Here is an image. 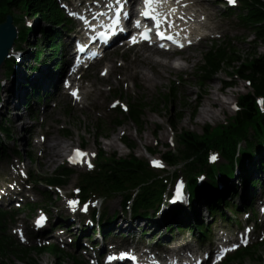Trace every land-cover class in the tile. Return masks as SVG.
Listing matches in <instances>:
<instances>
[{"label": "rangeland", "instance_id": "374dc122", "mask_svg": "<svg viewBox=\"0 0 264 264\" xmlns=\"http://www.w3.org/2000/svg\"><path fill=\"white\" fill-rule=\"evenodd\" d=\"M233 20L230 21H223L224 29H230L232 33L243 36L242 39H239L237 50L241 52V54L244 55V57H247L250 53H256L258 55L264 54V44L258 43V45L254 44V36L252 33L247 32L243 29L241 31L235 26L236 18H232ZM40 38V36H38ZM37 37H32L31 41L33 42ZM206 49H199L197 51H194L195 59L198 60V58L201 57V54L206 52L207 49L211 47V43H208L204 45ZM141 57L139 58L140 62ZM198 61H196L197 64ZM132 70V69H131ZM5 71L6 68H4L1 72V77H5ZM130 74V73H129ZM128 74V75H129ZM171 74V77H170ZM183 74L176 73L172 70H169L166 73V78L164 81L158 84L157 88L153 90H148L145 93L141 92L139 93L140 96H147L149 100L154 99L156 100L158 96L162 93H165L166 90L172 86V82L182 76ZM174 77V79H173ZM114 79H117V76L114 77ZM228 79L224 73L216 77L212 82L208 84L207 87V94L204 95L201 102L199 103V106L196 102V99L198 96L202 95V92L197 87L195 81L193 82V78L190 79V82H187L185 84H182L179 89V95L178 100L174 104L172 108V113H165L160 112V114L152 113L149 109L146 110L143 120H144V127L141 132H138L137 134V128L134 126L131 122H126L125 125L121 128H113L112 120L106 119L105 122V128L106 133H108V139L102 138L98 139L97 137V131H96V124L99 121L100 116H104L107 111L104 113L108 106L109 101L107 100L108 92H104L103 95L100 96V92H97V103L96 108L94 110H90L88 113L84 111H79L76 108H73L71 105L66 103V100L63 99L62 96L59 94L56 95L55 102L58 103V107L56 109H52L51 107L47 111V122L51 123H62L63 126H69L71 125L72 128L76 131L78 134H74L70 136V138L66 139L61 136V133L57 130H52L50 133L51 137L53 136L50 146L53 145L56 142H63L64 146H67L68 149L77 146L82 145V143L85 141L87 143L88 148L93 149H102L107 154H112L116 152L118 154V157L124 158L128 157L130 152L126 149L124 145H122L119 140V134L122 130H126L127 136L135 141V144L137 146V149L135 151L136 155L140 159H147L148 152L147 148H152L156 150L158 153V156H161L165 151L166 143H168V136L169 133L172 134L171 129L169 128V119L172 120V122L175 121L177 116L179 114L182 115V118L178 121L176 132L181 133L184 131H192L198 134H202L203 130L206 125H211L213 127H216L220 124H223L227 117L232 116L234 113L232 112V108L230 106L231 103H234L238 100V98L241 95L246 94L249 92V88L246 86L245 82H241L240 80H237L236 87L233 88H227L222 91V85L221 82ZM98 89L100 88V85L102 81L99 79L97 82ZM19 90V89H18ZM215 90H219L218 94H213L212 92ZM138 97V98H139ZM213 97H217L218 99L222 100V102H226L225 109L221 110L219 105H216L215 108H211L213 111H216L219 116L217 118H208L206 120H203L199 113L201 112L202 105L209 101V99H213ZM137 98V99H138ZM51 101L50 104H52ZM18 103V102H17ZM19 104V108L15 110L16 104H12L11 108L9 109L6 114L8 115V119L12 121V119H17V117H20L22 120L23 128L26 130H29L32 126V122L30 119L28 120V117H30L28 110H24V107ZM18 106V105H17ZM101 122V121H100ZM39 126V125H37ZM22 127L19 128V134L18 137L23 138L20 142L21 145L25 143V139L29 138L30 135L27 132L22 131ZM159 132V133H157ZM154 133V135H153ZM138 135V138L134 137ZM50 137V138H51ZM112 140H116L118 145L115 148H110L109 144ZM156 140L158 141V145L155 144ZM10 146H13L10 145ZM24 146V145H23ZM61 149L62 148H58ZM28 150L32 151V146H28ZM49 151V149H48ZM66 152H63V157H57L54 158V160H50L46 157V159L38 158L35 163H32V169L39 174V176H45L49 175L55 172V170L60 165V162L63 160L64 155ZM238 183V182H237ZM206 214L205 210L202 212V216ZM207 219H205L206 221ZM145 224H140L137 228V230L141 231L144 227H147L150 232L153 230L150 229V226H145ZM162 232H164L162 230ZM161 234V233H160ZM263 255H264V249H263ZM38 264H54L55 260L53 257L49 255H42V256H34ZM4 259V258H3ZM5 261L8 264H28L27 262L19 260L15 256H9L8 258H5ZM246 264H254V262H247Z\"/></svg>", "mask_w": 264, "mask_h": 264}, {"label": "trees", "instance_id": "16d2710c", "mask_svg": "<svg viewBox=\"0 0 264 264\" xmlns=\"http://www.w3.org/2000/svg\"><path fill=\"white\" fill-rule=\"evenodd\" d=\"M13 9L27 11L32 16L36 17L39 20H43L52 25L53 29L48 30L38 29L43 35V47L45 50L49 51L53 56L54 52H56L55 40L59 36V27H61V23L63 22V16L57 10L55 4L52 0H0V24L5 21L7 15L11 14ZM244 22L251 27L255 33H257V38L264 42V0H257L255 5L252 7L248 16L244 19ZM56 31V32H53ZM243 58L237 53L232 52V54H224L220 55V61L215 62L212 61L214 72L212 73V77L218 74L219 71L226 70H238L241 73V76L245 79L252 80L255 83V90L259 94H264V58H257V56H252L251 58H247L248 66H245L242 62ZM241 63V66L238 64ZM176 93L173 91L171 95L166 96V101L168 105H171L175 100ZM243 104L247 109L245 121H242L235 128V136H240L245 134V130L247 125L256 121V112H255V99L253 97H245L243 99ZM144 107V106H143ZM145 108V107H144ZM144 108H136L132 113V118L139 122L143 113ZM177 119V118H176ZM175 119V121H176ZM208 129H206V140L216 144H222L227 148L228 153L233 156L235 150L230 148V144L233 141V138L229 133H225L222 137L217 140H213L208 137ZM245 136V135H244ZM243 136V137H244ZM198 135L193 134L191 132H184L180 138V144L187 150V156L193 157L196 160V164L202 165L207 146L204 142H200L198 139ZM132 150L134 149L131 147ZM260 167L264 168V163L260 162ZM114 170V169H113ZM114 174L115 183L117 188H125L127 185H140L142 183H148L152 178L153 174L147 169L146 165L138 160L134 155L130 156L127 160H120L118 164V170ZM242 179H245L242 176ZM160 192L159 186L156 182H152L147 186L146 191V202H149L154 199L156 194L158 195ZM213 195H208V197L216 198L218 197L214 190H212ZM238 195L239 192H236ZM214 196V197H212ZM213 203V202H209ZM208 203V204H209ZM47 253L51 254L55 259V264H67L66 256L56 248H52ZM258 248L254 251H249L245 254H238L236 257L232 258L227 264H234L236 262H244L247 259H257ZM12 253L9 249H7L5 243L0 240V254ZM21 254L31 255L32 252L24 249H20ZM45 252L39 250L37 254H43ZM28 264H38L36 260L32 259L28 261ZM71 264H79L76 262H72Z\"/></svg>", "mask_w": 264, "mask_h": 264}, {"label": "bare ground", "instance_id": "6f19581e", "mask_svg": "<svg viewBox=\"0 0 264 264\" xmlns=\"http://www.w3.org/2000/svg\"><path fill=\"white\" fill-rule=\"evenodd\" d=\"M152 54L149 55V67L150 69L153 71V76L150 77L149 75H143V78L146 80V82L149 84V86L151 87H157L158 82L163 80V71H167L169 69L172 68V64L170 62H168L167 60L169 59L167 56L164 57L163 61H159V60H154L151 58ZM174 66V64H173ZM187 69V68H186ZM219 90H215L212 93L213 94H218ZM13 97H16V95H12ZM226 102H222V100L218 99L217 97H213V99H209V101L207 100L206 103H204L202 105L201 108V112L199 113V116L203 119L206 120L208 118H217L219 116V114L216 111H213L211 108H215L216 105H219V107L221 108V110L225 109L226 107ZM50 143V141L48 142ZM118 143L116 140H112L109 144L110 148H115L117 147ZM58 148H62L58 149ZM68 147L63 145V142H57L56 144L52 145V146H45V150H48V159L49 162L50 160H54V158L57 157H62L63 156V152L66 151ZM159 232V230H158ZM157 232V233H158ZM156 233V234H157Z\"/></svg>", "mask_w": 264, "mask_h": 264}, {"label": "snow or ice", "instance_id": "6c2138e0", "mask_svg": "<svg viewBox=\"0 0 264 264\" xmlns=\"http://www.w3.org/2000/svg\"><path fill=\"white\" fill-rule=\"evenodd\" d=\"M118 4L120 3V0H117ZM177 2H179V0H177ZM230 3H235V0H229ZM144 3V7L145 10L141 13V15L143 17L146 18H150L151 22H154L155 24V34L161 38V39H168V40H172L174 43H177L179 47H183V44L179 43L178 41L175 40V37L171 34H168L166 32H164L163 30H161V23L162 21L167 24L168 21V16L165 13H161L159 11V9L156 7V5L162 3V0H143ZM117 15V20L116 23L119 24L120 20L119 17L121 15L120 12L116 13ZM124 15H126V13H124ZM135 26L137 28H139L141 26V22L140 21H136L135 22ZM168 27H172L174 26V22L172 24H167ZM152 31V29H148L145 28V30L143 32H140L139 35L144 39V40H150L151 37L149 36V32ZM132 41L135 43L137 42L136 37L133 36L132 37ZM190 43V41H189ZM72 95L75 96L77 99H79V95H78V90H74L72 92ZM261 105L264 106V100L260 101ZM235 107V106H234ZM84 153H81L79 150H76V153L73 157H70V159L72 160L73 163L76 162V157H81L84 156ZM154 166H162V164L159 161H153L152 162ZM89 167H91V165L89 164ZM78 191V190H77ZM70 205H77L78 201L75 200H71L68 202ZM85 211L87 210L86 207L84 209ZM44 219L43 217H41L40 219H38L37 224H40V220ZM21 238L23 239V236L21 235ZM245 243L247 242L246 240L244 241ZM233 248L238 247V245H233ZM228 249H223L222 251H227ZM127 255V254H125Z\"/></svg>", "mask_w": 264, "mask_h": 264}, {"label": "water", "instance_id": "95a60500", "mask_svg": "<svg viewBox=\"0 0 264 264\" xmlns=\"http://www.w3.org/2000/svg\"><path fill=\"white\" fill-rule=\"evenodd\" d=\"M15 37L12 19L8 17L7 22L0 25V68L14 45Z\"/></svg>", "mask_w": 264, "mask_h": 264}]
</instances>
